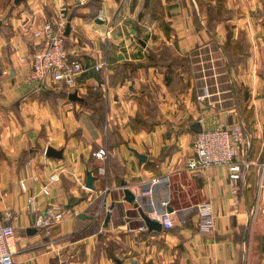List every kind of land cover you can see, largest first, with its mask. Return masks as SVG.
I'll use <instances>...</instances> for the list:
<instances>
[{"label":"crops","instance_id":"obj_1","mask_svg":"<svg viewBox=\"0 0 264 264\" xmlns=\"http://www.w3.org/2000/svg\"><path fill=\"white\" fill-rule=\"evenodd\" d=\"M62 6L83 100L30 77L35 32ZM0 20V211L16 216L17 264H264V0H0ZM221 122L245 126L238 180L187 167L197 130ZM126 188L148 214L169 197L174 227L149 230ZM51 204L64 217L43 231Z\"/></svg>","mask_w":264,"mask_h":264},{"label":"built area","instance_id":"obj_2","mask_svg":"<svg viewBox=\"0 0 264 264\" xmlns=\"http://www.w3.org/2000/svg\"><path fill=\"white\" fill-rule=\"evenodd\" d=\"M67 7L62 6L56 20H48L37 28L35 36L41 39L37 48L30 57V77L41 84L53 83L72 89L80 90L79 77L88 69L80 58L73 55L67 47L65 35L67 24ZM110 31L105 33L108 37ZM26 60V58H23ZM97 70L106 68V63L94 65ZM246 142L245 126L243 123L221 122L213 129H203L196 134L193 142V154L187 159V167L191 170H203L214 166H226L229 177L238 180L243 174V161L239 159ZM93 155L101 160L107 157V150L100 148ZM100 173L105 172L104 167L99 168ZM168 179V177H167ZM163 182L162 178H153L149 190L142 193H152L155 185ZM260 187L264 189V161L259 178ZM109 187H106L108 190ZM47 193L49 188L44 186ZM138 195V194H137ZM140 195V194H139ZM33 197L29 201H33ZM169 197L164 200L151 197L149 215L159 220L163 228L169 230L175 225V210L170 211ZM201 220L199 228L202 232H209L215 226L210 202L197 205ZM10 209L0 211V264H17L14 252L11 249V240L16 236V226L8 223L15 218ZM64 210L58 204H51L42 210L36 218V226L43 231L61 221ZM142 228H145L142 226Z\"/></svg>","mask_w":264,"mask_h":264},{"label":"water","instance_id":"obj_3","mask_svg":"<svg viewBox=\"0 0 264 264\" xmlns=\"http://www.w3.org/2000/svg\"><path fill=\"white\" fill-rule=\"evenodd\" d=\"M19 1L20 0H15V2H17V3ZM98 21H101V19H98ZM0 25H1V20H0ZM70 29H71V25H70V23H68L67 26H66V30H65V35L66 36L69 35ZM69 98L71 100H74V101L83 100V97L79 96L78 91L71 92L69 94ZM196 126H199V124L196 123ZM202 130L203 129L199 128L197 131L201 132ZM46 154L48 156H51V157L60 158V157H62L63 152H62V150H58V149H55L52 146H48L47 149H46ZM136 154L140 158H145L146 157L145 155H143V154H141V153H139L137 151H136ZM125 198L128 201H130V202H135V205L138 207V209H139V211H140V213L142 215V218H143V220H144V222L147 225L149 230L161 231L163 229V225H162V223L159 220L152 218L148 213L145 212V209L143 207L144 198H142L140 195H137L135 192H133L129 188L125 189ZM169 210L173 211L174 208L170 206Z\"/></svg>","mask_w":264,"mask_h":264},{"label":"rangeland","instance_id":"obj_4","mask_svg":"<svg viewBox=\"0 0 264 264\" xmlns=\"http://www.w3.org/2000/svg\"><path fill=\"white\" fill-rule=\"evenodd\" d=\"M10 3L12 4V2H10ZM151 16H153V17L157 16L158 20H168L166 17L167 16L166 13L163 10L160 11L159 9H158L157 13L155 12ZM163 51L165 52V54L168 52L166 49H164Z\"/></svg>","mask_w":264,"mask_h":264},{"label":"trees","instance_id":"obj_5","mask_svg":"<svg viewBox=\"0 0 264 264\" xmlns=\"http://www.w3.org/2000/svg\"><path fill=\"white\" fill-rule=\"evenodd\" d=\"M164 27H165L166 29H168V26H167V25H164Z\"/></svg>","mask_w":264,"mask_h":264}]
</instances>
